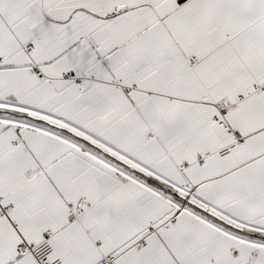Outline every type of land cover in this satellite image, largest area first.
Returning <instances> with one entry per match:
<instances>
[{"label": "snow or ice", "instance_id": "6c2138e0", "mask_svg": "<svg viewBox=\"0 0 264 264\" xmlns=\"http://www.w3.org/2000/svg\"><path fill=\"white\" fill-rule=\"evenodd\" d=\"M0 264H264V0H0Z\"/></svg>", "mask_w": 264, "mask_h": 264}]
</instances>
